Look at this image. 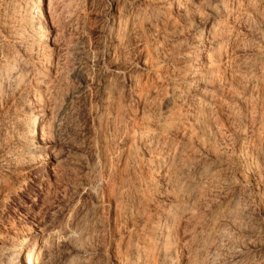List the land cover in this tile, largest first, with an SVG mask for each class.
<instances>
[{
    "label": "rangeland",
    "instance_id": "1",
    "mask_svg": "<svg viewBox=\"0 0 264 264\" xmlns=\"http://www.w3.org/2000/svg\"><path fill=\"white\" fill-rule=\"evenodd\" d=\"M22 249L264 264V0H0V264Z\"/></svg>",
    "mask_w": 264,
    "mask_h": 264
},
{
    "label": "bare ground",
    "instance_id": "2",
    "mask_svg": "<svg viewBox=\"0 0 264 264\" xmlns=\"http://www.w3.org/2000/svg\"><path fill=\"white\" fill-rule=\"evenodd\" d=\"M48 3H49L50 6L53 4L51 1H49ZM38 4H39V3H38ZM40 5H41V3L39 4V6H40ZM47 5H48V4H47ZM50 6H48V7L50 8V10L48 9L49 11H51V7H50ZM42 7H43V6H42ZM42 7L40 6L39 9H36L37 14L39 15V18H40V19H44V11H43ZM30 8H31V7H30ZM46 9H47V8H46ZM31 10H32V9H31ZM33 12H34V11H33ZM35 13H36V12H35ZM32 14H33V13H32ZM38 15H37V16H38ZM31 16H32V15H31ZM32 17H34V16H32ZM50 17H51V16H50ZM34 18H35V17H34ZM40 19H39V21H40ZM48 19H49V18H48ZM50 19H51V18H50ZM45 20H46V19H45ZM45 20H44V22L46 23ZM34 21H35V20H34ZM37 21H38V20H37ZM39 21H38V23H39ZM35 22H36V21H35ZM41 22H42V21H41ZM41 22H40V23H41ZM33 23H34V22H33ZM49 23H50V22H49ZM37 25H38V24H37ZM40 25H41V24H40ZM42 25H43V23H42ZM47 25H48V24H47ZM45 26H46V25H45ZM45 26H44V27H45ZM44 27L41 26V28H44ZM48 28H49V27H48ZM48 28H46V29H48ZM34 29H35V28H34ZM47 34H49V33H47ZM45 41H46V40H45ZM49 41H50V40H49ZM47 44H48V43H47ZM41 115L44 116L45 114L42 113ZM37 117H38V116H37ZM41 117H42V116H41ZM41 117H40V118H41ZM35 119H36V118H35ZM35 119H34V120H35ZM39 120H40V119H39ZM28 121H29V120H28ZM39 122H40V121H39ZM39 122H38V119H36V121L34 122V124L31 123V124L33 125L34 129H37V128L39 127V126H38V123H39ZM32 125H31V126H32ZM29 126H30V125H29ZM40 126H41V125H40ZM34 129H33V131H34ZM38 130H39V129H38ZM42 130H43V127H42ZM31 131H32V130H31ZM43 131H44V130H43ZM43 131H42V133H43ZM35 133H36V131H35ZM35 133H34V134H35ZM32 134H33V133H32ZM32 134H31V135H32ZM43 136H44V134H43ZM31 137H32V136H31ZM36 137H37V136H36ZM32 138L34 139V136H33ZM35 139H36V138H35ZM40 139H42V137H40ZM43 139H46V138L44 137ZM36 140H37V139H36ZM47 140H48V139H47ZM41 141H42V140H41ZM43 141H44V140H43ZM40 149H41V148H40ZM49 154H50V153H49ZM47 157H48V156H47ZM47 157H45V158L47 159ZM46 159H45V160H46ZM48 159H49V157H48ZM48 159H47V160H48ZM44 162H45V161H44ZM46 163H47V162H46ZM41 166H42V165H41ZM43 168H44V170H45V167H43ZM41 169H42V168H41ZM41 169H40V170H41ZM44 170H43V171H44ZM40 172H41V171H40ZM45 172H46V170H45ZM36 175H37V174H36ZM35 223H36V222H35ZM36 235H37V234H36ZM24 246H25V245H24ZM35 247H36V245H35ZM26 248H28V246H27ZM19 251H20V250H19ZM29 252H30V251H29ZM36 252H37V251H36ZM16 253H17V252H16ZM17 254H18V253H17ZM25 254H26V251H25L24 249H22V250L19 252V255H17V257L20 258V261L18 260L19 264H24L23 261H24ZM27 254H28V253H27ZM35 254H36L35 251L32 250L31 253H30V256L33 257ZM28 255H29V254H28ZM31 257L29 258V256H28L29 261L31 260ZM25 262H26V260H25ZM30 262H31V261H30ZM26 263H28V261H27ZM28 264H29V263H28Z\"/></svg>",
    "mask_w": 264,
    "mask_h": 264
}]
</instances>
